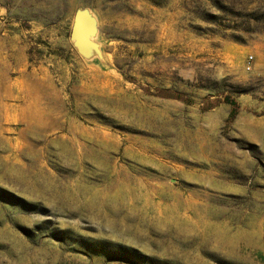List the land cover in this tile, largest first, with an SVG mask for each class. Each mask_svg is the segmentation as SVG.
I'll return each instance as SVG.
<instances>
[{
    "label": "rangeland",
    "instance_id": "1",
    "mask_svg": "<svg viewBox=\"0 0 264 264\" xmlns=\"http://www.w3.org/2000/svg\"><path fill=\"white\" fill-rule=\"evenodd\" d=\"M0 264H264V0H0Z\"/></svg>",
    "mask_w": 264,
    "mask_h": 264
},
{
    "label": "water",
    "instance_id": "2",
    "mask_svg": "<svg viewBox=\"0 0 264 264\" xmlns=\"http://www.w3.org/2000/svg\"><path fill=\"white\" fill-rule=\"evenodd\" d=\"M99 33L94 16L87 9H78L73 15L69 39L76 52L84 59L96 58L102 61V52L94 41Z\"/></svg>",
    "mask_w": 264,
    "mask_h": 264
},
{
    "label": "trees",
    "instance_id": "3",
    "mask_svg": "<svg viewBox=\"0 0 264 264\" xmlns=\"http://www.w3.org/2000/svg\"><path fill=\"white\" fill-rule=\"evenodd\" d=\"M167 93H170V94H168V95L164 94L163 96L165 98L175 99V100H179L182 102H187V101H184V99L177 93H171V92H167ZM223 102H224V104H226L229 107H232V108L235 107V103L233 101H231L228 97H225Z\"/></svg>",
    "mask_w": 264,
    "mask_h": 264
},
{
    "label": "built area",
    "instance_id": "4",
    "mask_svg": "<svg viewBox=\"0 0 264 264\" xmlns=\"http://www.w3.org/2000/svg\"><path fill=\"white\" fill-rule=\"evenodd\" d=\"M251 60H252V58H249V61L246 64L247 65V67H246L247 70H250V65H251V62L250 61Z\"/></svg>",
    "mask_w": 264,
    "mask_h": 264
}]
</instances>
